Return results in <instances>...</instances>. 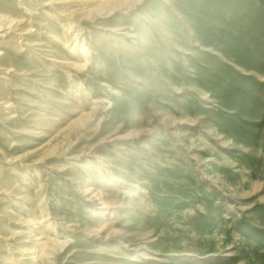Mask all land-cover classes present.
Instances as JSON below:
<instances>
[{
  "label": "rangeland",
  "instance_id": "1",
  "mask_svg": "<svg viewBox=\"0 0 264 264\" xmlns=\"http://www.w3.org/2000/svg\"><path fill=\"white\" fill-rule=\"evenodd\" d=\"M101 2L0 0V264H264V0Z\"/></svg>",
  "mask_w": 264,
  "mask_h": 264
},
{
  "label": "bare ground",
  "instance_id": "2",
  "mask_svg": "<svg viewBox=\"0 0 264 264\" xmlns=\"http://www.w3.org/2000/svg\"><path fill=\"white\" fill-rule=\"evenodd\" d=\"M144 0H102V2L98 5L97 9L100 12L107 11L109 14H114L118 12L119 10H133L137 7L138 4H140ZM1 18V17H0ZM10 22H14V20H11ZM4 27L0 24V31H3ZM86 41L82 43V52L84 56L86 57V65H90L92 57L90 56L91 53L89 49L86 46ZM94 109L90 112L86 113V117L88 119H91L94 117Z\"/></svg>",
  "mask_w": 264,
  "mask_h": 264
}]
</instances>
